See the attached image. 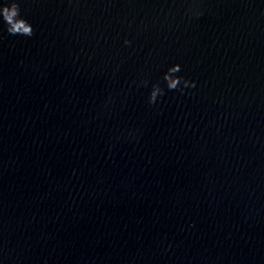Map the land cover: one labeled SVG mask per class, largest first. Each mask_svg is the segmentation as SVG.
Here are the masks:
<instances>
[{"label":"water","instance_id":"water-1","mask_svg":"<svg viewBox=\"0 0 264 264\" xmlns=\"http://www.w3.org/2000/svg\"><path fill=\"white\" fill-rule=\"evenodd\" d=\"M18 2L0 264H264V0Z\"/></svg>","mask_w":264,"mask_h":264},{"label":"clouds","instance_id":"clouds-1","mask_svg":"<svg viewBox=\"0 0 264 264\" xmlns=\"http://www.w3.org/2000/svg\"><path fill=\"white\" fill-rule=\"evenodd\" d=\"M0 17L4 24H6V31L10 35H22L26 37H31L33 35V28L31 24L21 17L20 15V5L18 0H11L10 3H5L0 6ZM125 45H130L131 42L128 40L124 41ZM181 71L179 64L172 65L168 68L167 72L163 76V81L166 88L169 91L179 89L183 92V88L186 87H195L194 82H189L183 77L176 76L175 74ZM144 86H147L148 81L144 80L141 82ZM183 85V87H181ZM164 95V89L160 87L159 84L152 85V89L149 95L148 103L154 104L157 102L158 97Z\"/></svg>","mask_w":264,"mask_h":264}]
</instances>
